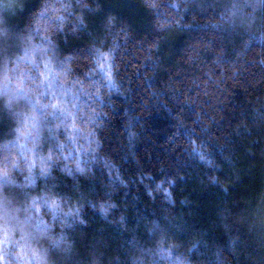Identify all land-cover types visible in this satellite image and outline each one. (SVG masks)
<instances>
[{
  "label": "trees",
  "instance_id": "obj_1",
  "mask_svg": "<svg viewBox=\"0 0 264 264\" xmlns=\"http://www.w3.org/2000/svg\"><path fill=\"white\" fill-rule=\"evenodd\" d=\"M0 264H264V0H0Z\"/></svg>",
  "mask_w": 264,
  "mask_h": 264
},
{
  "label": "snow or ice",
  "instance_id": "obj_2",
  "mask_svg": "<svg viewBox=\"0 0 264 264\" xmlns=\"http://www.w3.org/2000/svg\"><path fill=\"white\" fill-rule=\"evenodd\" d=\"M5 32H6V29H5ZM5 182H8V181H7V175H6V174H5ZM55 204H56V201L53 199V200L50 202V206L55 207ZM5 235H6V233H5Z\"/></svg>",
  "mask_w": 264,
  "mask_h": 264
}]
</instances>
